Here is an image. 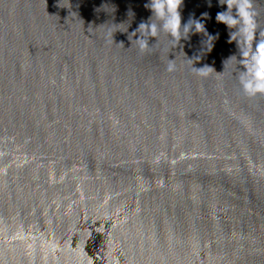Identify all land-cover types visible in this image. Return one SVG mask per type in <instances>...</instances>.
Wrapping results in <instances>:
<instances>
[{"label": "water", "instance_id": "95a60500", "mask_svg": "<svg viewBox=\"0 0 264 264\" xmlns=\"http://www.w3.org/2000/svg\"><path fill=\"white\" fill-rule=\"evenodd\" d=\"M148 2L0 0V264H264V0Z\"/></svg>", "mask_w": 264, "mask_h": 264}, {"label": "clouds", "instance_id": "9594fccd", "mask_svg": "<svg viewBox=\"0 0 264 264\" xmlns=\"http://www.w3.org/2000/svg\"><path fill=\"white\" fill-rule=\"evenodd\" d=\"M224 2L225 0H221V3ZM182 3L183 0H149L146 7L153 10L152 16L149 18L150 22L143 21L136 29L140 35L138 38H135V40L139 42V47L141 49L147 48L149 46L148 38L158 37L161 30L169 33L177 43H179L181 37H188L189 33L192 31H206L204 23L199 19L189 18L186 22L182 23L180 12ZM227 3L229 5L228 9L218 12L216 17L217 20L226 22L230 27L239 24V28L231 32L230 39H236L238 31L247 42L252 36V33L249 32L247 15L245 12V9L248 7L247 4L239 5L240 15L237 17L231 12L229 0H227ZM202 15L207 16L208 13L205 12L202 13ZM153 17H155V19H153ZM193 25L195 26L194 28ZM132 35H134V33ZM238 42L241 47L239 39ZM241 49L242 56H246L247 51L243 48ZM168 67L169 70H172L174 65L169 63ZM241 83L245 91L250 94L264 91V42L260 43L257 53L253 54L251 67H249L245 73L241 74Z\"/></svg>", "mask_w": 264, "mask_h": 264}]
</instances>
